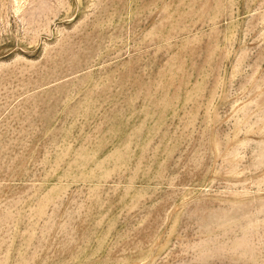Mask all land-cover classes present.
<instances>
[{
  "label": "rangeland",
  "instance_id": "1",
  "mask_svg": "<svg viewBox=\"0 0 264 264\" xmlns=\"http://www.w3.org/2000/svg\"><path fill=\"white\" fill-rule=\"evenodd\" d=\"M0 264H264V0H0Z\"/></svg>",
  "mask_w": 264,
  "mask_h": 264
}]
</instances>
